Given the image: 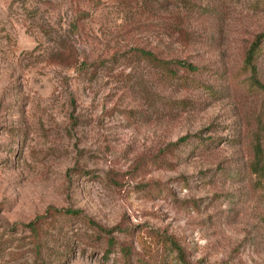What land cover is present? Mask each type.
<instances>
[{"label":"rangeland","instance_id":"374dc122","mask_svg":"<svg viewBox=\"0 0 264 264\" xmlns=\"http://www.w3.org/2000/svg\"><path fill=\"white\" fill-rule=\"evenodd\" d=\"M260 34L264 0H0V264H264Z\"/></svg>","mask_w":264,"mask_h":264},{"label":"trees","instance_id":"16d2710c","mask_svg":"<svg viewBox=\"0 0 264 264\" xmlns=\"http://www.w3.org/2000/svg\"><path fill=\"white\" fill-rule=\"evenodd\" d=\"M264 37V35L260 34V35H257V37L255 38V41L253 42V44L251 45V47L249 48V50L247 51V54H246V60H247V63H249L251 61V59L254 58V55L259 47V44L262 40V38ZM174 64H177L183 68H186V69H192V66L191 64L189 63H185V62H181V61H176L174 62ZM189 137H183L181 138L178 142H183L185 140H187ZM176 142V143H178ZM55 213H58L59 215L61 216H65V218H72V217H77L79 215V211L78 210H72V209H69V208H62V209H56V208H49V210L42 216H37L36 218H34L33 220H31L29 223H27L25 226L29 228V231L31 232V235L36 238V244L38 245V250L37 252L38 253H41V249H40V243H39V239H40V236H41V231L43 229V226L45 224H47V219L48 217H53ZM91 227L94 229V230H97L99 232V234L101 233H104V234H111L114 229H118V228H113V229H103L101 226H98L97 224H95L94 222L90 223ZM163 244L164 245H168V249L171 251V252H174L175 253V262H177L176 264H190L189 262H187L185 260V253H184V250L183 248L176 242L174 241L173 239L171 238H168V240L165 238V240H162ZM70 243V242H69ZM68 243V244H69ZM71 244L69 245H64V249H68V247L70 246ZM107 245H108V248L106 250V255H108V253L110 252V247L114 245V238L112 236H109L108 239H107ZM42 246V245H41ZM129 249L127 248H123V253L125 256H128L129 255ZM128 258V257H127ZM144 263V262H143ZM125 264H128V262H126ZM147 264V263H145ZM154 264H168L165 260H162V261H158V262H154Z\"/></svg>","mask_w":264,"mask_h":264}]
</instances>
